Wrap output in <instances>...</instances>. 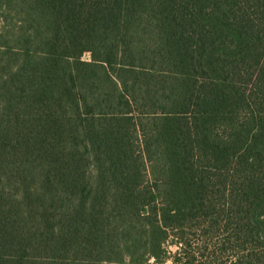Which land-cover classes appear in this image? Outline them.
I'll list each match as a JSON object with an SVG mask.
<instances>
[{
  "label": "trees",
  "instance_id": "trees-1",
  "mask_svg": "<svg viewBox=\"0 0 264 264\" xmlns=\"http://www.w3.org/2000/svg\"><path fill=\"white\" fill-rule=\"evenodd\" d=\"M195 239L264 264V0H0V264Z\"/></svg>",
  "mask_w": 264,
  "mask_h": 264
},
{
  "label": "rangeland",
  "instance_id": "rangeland-1",
  "mask_svg": "<svg viewBox=\"0 0 264 264\" xmlns=\"http://www.w3.org/2000/svg\"><path fill=\"white\" fill-rule=\"evenodd\" d=\"M89 60H90L89 54H84L82 56V61L89 62ZM200 240L201 239H198L196 241V239H195L193 244L191 243V249H189V250L191 252L192 251L194 252V253H191V254H193L192 257L194 256V258H195L194 264H208L207 263L208 260H205L204 258H202L201 255L204 253V255L206 257H208V252L212 251V247H213L212 246V240L211 241H209V240L203 241V239H202V241H200ZM167 248H168V251L170 252V255H168L167 260L163 264H173L172 260H173L174 254L176 252H178L179 246L169 245ZM187 249H188V247H187ZM189 250H187V251H189ZM149 264H156V263L154 261H150ZM180 264H182V263H180Z\"/></svg>",
  "mask_w": 264,
  "mask_h": 264
}]
</instances>
